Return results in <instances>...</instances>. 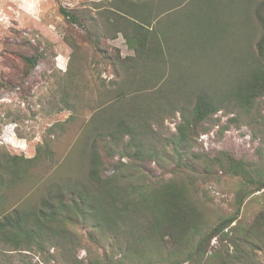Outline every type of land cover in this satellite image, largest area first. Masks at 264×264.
I'll list each match as a JSON object with an SVG mask.
<instances>
[{"label":"trees","instance_id":"obj_1","mask_svg":"<svg viewBox=\"0 0 264 264\" xmlns=\"http://www.w3.org/2000/svg\"><path fill=\"white\" fill-rule=\"evenodd\" d=\"M156 3L117 0L114 9L105 8L97 17H78L58 7L69 23L87 32L95 49L102 34L109 39L120 34L132 55L106 57L121 87L110 91L116 92L114 98L99 101L77 140L78 175L48 177L42 191L35 192L42 195L35 203L22 200L9 208L10 189L53 153L45 142L31 158H0V244L39 254L53 249L66 264H261L254 249L264 242V216L251 224L239 217L246 201L264 189V167L227 151L209 155L194 148L208 131L205 123L225 105L232 106L229 112L237 109L238 116L229 119L236 123L259 108L264 97V0ZM252 17L262 31L257 56L244 51L239 73L224 91H187L197 84L183 79L192 59L202 56L210 39L236 32L245 36ZM39 58H23L28 70ZM176 114L179 121L169 133L163 122ZM86 146L85 161L81 152ZM110 163L113 172L107 175ZM152 166L162 169L163 176H155ZM218 175L236 179L237 185L231 213L217 215L211 223L196 183ZM78 224L90 228L88 239L96 248L93 253L87 249L84 260L66 248L71 244L66 234ZM214 239L217 246L211 247Z\"/></svg>","mask_w":264,"mask_h":264},{"label":"rangeland","instance_id":"obj_2","mask_svg":"<svg viewBox=\"0 0 264 264\" xmlns=\"http://www.w3.org/2000/svg\"><path fill=\"white\" fill-rule=\"evenodd\" d=\"M115 1L0 0V158L7 155L31 158L37 146L45 142L53 153L51 160L44 159L30 169L27 179L10 189L7 193L9 208H15L22 200L35 203L42 196L36 197L35 192L42 191L41 183L48 177L57 180L66 173L70 176L79 174L80 146H76L73 153L75 145H80L77 140L87 129L99 101L114 98L116 92L110 91L121 87L114 76L115 68L106 57H114L116 52L122 58L132 55L120 34L115 39L102 34L99 48L95 49L87 32L69 23L59 13L58 7L62 6L78 17H97V13L105 8L114 9ZM157 1L153 0V5ZM189 9L195 10L191 6ZM161 19L164 20L165 16L160 18V22L163 21ZM261 32L259 23L252 17L245 36L236 32L223 40L210 39L211 43L202 56L193 58V65L189 70L185 69L186 77L183 79L197 83L187 91H209L210 87L224 91L238 75L244 51H250L252 58L257 56L256 42ZM35 55H40L37 66L28 70L23 58ZM231 107L225 105L205 123L208 131L199 136L194 152L213 155L227 151L237 159L263 168L264 97L250 119L243 118L237 123L229 121L238 116L236 108L229 112ZM178 121L176 114L174 118L164 120L163 128L173 133ZM225 125H229L226 130ZM87 150L88 146L81 152L85 161ZM111 164H107V175L113 172ZM152 167L155 176H163L162 169ZM236 185V179L219 175L216 179L197 181V197L208 208L211 223L216 222L217 215L231 213ZM260 215L264 216V189L246 201L239 219L251 224ZM89 231L88 226L78 224L71 226L66 234L71 240L70 245L74 246L72 249L66 245V248L78 259L86 258L87 249L91 253L96 250L88 239ZM96 236L101 235L98 233ZM100 241L108 243L106 239ZM216 244L214 239L210 246L216 247ZM59 251L65 255L62 249ZM254 254L257 261L264 264V242L254 249ZM51 256L56 259H51ZM57 257L59 253L53 249L39 254L12 250L0 244V264H66L63 256Z\"/></svg>","mask_w":264,"mask_h":264}]
</instances>
